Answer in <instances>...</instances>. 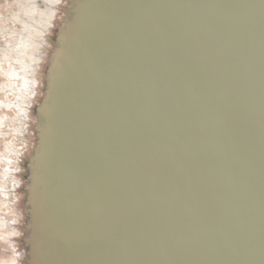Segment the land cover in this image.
Listing matches in <instances>:
<instances>
[{
  "label": "water",
  "instance_id": "obj_1",
  "mask_svg": "<svg viewBox=\"0 0 264 264\" xmlns=\"http://www.w3.org/2000/svg\"><path fill=\"white\" fill-rule=\"evenodd\" d=\"M66 39L32 264H264V0H100Z\"/></svg>",
  "mask_w": 264,
  "mask_h": 264
},
{
  "label": "rangeland",
  "instance_id": "obj_2",
  "mask_svg": "<svg viewBox=\"0 0 264 264\" xmlns=\"http://www.w3.org/2000/svg\"><path fill=\"white\" fill-rule=\"evenodd\" d=\"M20 1L0 0L2 20H0V29L5 31L1 35L8 36L10 27L15 31L19 29V25L16 24L14 28L10 20L17 11ZM87 2L88 0H75L71 5L66 6L67 0H64L65 7L60 8V12L68 14V17L55 20L49 33L50 50L37 74L45 85V97L37 100L34 106L29 108L30 128L23 130L22 133L19 132L18 117L13 106L6 105V102L14 100V96L7 89H3L7 80L2 71L11 67L10 61L2 63L0 68V264H32L31 240L34 231L29 192L33 166L39 152L42 111L48 96L49 84L54 77V69L59 59H63L66 43H70L66 38L67 36L72 38L76 33V27L82 19L81 12ZM15 39L16 37H13L8 40L14 42ZM5 40L0 38V51L4 47ZM16 155L21 158L20 164L16 163ZM6 170L13 174L11 178L18 179L19 185L16 190H11V180L7 175H3Z\"/></svg>",
  "mask_w": 264,
  "mask_h": 264
},
{
  "label": "bare ground",
  "instance_id": "obj_3",
  "mask_svg": "<svg viewBox=\"0 0 264 264\" xmlns=\"http://www.w3.org/2000/svg\"><path fill=\"white\" fill-rule=\"evenodd\" d=\"M73 1L75 0H67L65 5H71ZM98 1L100 0H88L84 4L85 9H83V14H81L82 19L84 15H87V10L94 7ZM63 5L64 0H21L17 11L11 16L10 20L12 26L14 25L15 28L17 24L19 29L15 31V29L10 27L8 36L6 34L1 35L5 31L0 29V38L6 39L4 47H2L5 52L0 51L2 56H0V68H2V63L4 62L10 61L11 64L9 69L4 72L1 70L7 80L3 85V89H7L14 96V100L6 102V105L13 106L18 117L17 123H19L20 133L30 128L29 108L33 107L37 100L45 97V85L41 80L42 78L40 79L37 74L41 64L45 61L48 50H50L49 40L51 38L49 33L55 20L68 17V14L60 12V8ZM71 16L73 15L71 14ZM82 19L79 20L77 29L80 27ZM13 37H16L14 42L8 40ZM15 159L16 163L20 164L21 158L19 155H16ZM3 175H7L11 180V190H16L19 185L18 179L11 178L13 174H10L8 170Z\"/></svg>",
  "mask_w": 264,
  "mask_h": 264
}]
</instances>
